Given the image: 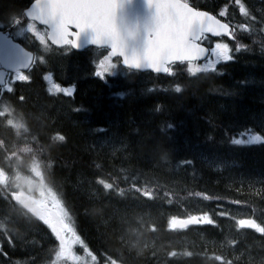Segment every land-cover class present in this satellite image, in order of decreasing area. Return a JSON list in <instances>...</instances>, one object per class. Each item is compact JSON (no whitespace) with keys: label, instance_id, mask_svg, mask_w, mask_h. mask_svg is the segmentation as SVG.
<instances>
[{"label":"trees","instance_id":"obj_1","mask_svg":"<svg viewBox=\"0 0 264 264\" xmlns=\"http://www.w3.org/2000/svg\"><path fill=\"white\" fill-rule=\"evenodd\" d=\"M7 2L0 0L2 5ZM260 22L254 27L264 29V20ZM246 39L241 42L251 50L220 65L219 72L190 76L183 65H178L177 75L165 79V89H150L149 83L138 85L135 78L122 83L127 87L115 81L106 88L97 79L87 78L89 65L80 55L65 59L70 68L60 67L59 60L53 62L78 81L75 100L54 99L40 89L37 111L31 112L32 106L30 112L49 116L51 122L38 125L39 130L33 132L36 138L16 141L2 153L22 169L37 162L45 182L71 210L78 259L69 264L217 263L223 248L208 245L215 236V242L230 243L226 245L229 253L222 255L224 261L237 264L239 258L232 255V239L225 230L231 227L246 235L244 246L241 237H234L235 249H243V253L238 251L244 254L240 260L264 264V250L251 252L259 241L264 248V232L260 230L264 228V144L240 147L229 143L230 137L246 129L264 131V52L259 43ZM253 39L259 41L261 37ZM177 85L180 92L175 91ZM81 117L82 121L77 120ZM169 124L174 127L168 128ZM53 131L60 132L58 136L65 140L50 139ZM107 133L113 137L109 143L93 142L96 136L103 138ZM6 190L13 193L15 184ZM232 202H239V206ZM141 205L145 209H140ZM224 209L232 216L217 215ZM201 212L209 213L211 220L199 217ZM245 212L257 219L258 232L239 227L238 220ZM0 214V264H54L63 246L59 250L57 246L50 248L48 242L46 245L43 229L28 222L31 213L23 205L0 195ZM214 232L210 239L208 233Z\"/></svg>","mask_w":264,"mask_h":264},{"label":"snow or ice","instance_id":"obj_2","mask_svg":"<svg viewBox=\"0 0 264 264\" xmlns=\"http://www.w3.org/2000/svg\"><path fill=\"white\" fill-rule=\"evenodd\" d=\"M125 2L126 0H34L24 13V21L12 16L11 26L17 28V31H7L8 35L0 36V66L8 73L6 77L0 75V99L14 95L17 83H31V71L35 65L45 62L46 56L43 53L51 51L52 46L64 50H79L82 46L81 36L86 32L91 34L89 45L103 47L107 52L95 66L94 75L101 80L114 75L118 63L128 70L150 69L168 75L176 74V65H183L190 76L215 72L221 63L233 61L236 54L250 50L248 45L241 42L239 33L247 34L249 39L260 35L261 39H253V43H259L261 51L264 52V29H254L256 17L245 7L242 0H234V3L238 6L240 15L248 21L251 20L252 24L234 25L228 19L227 4L213 15L200 10L190 0H146L148 7L155 10L148 26V37L142 52L135 49L130 52L128 40L133 33L118 23V12L125 7ZM4 27L5 25L0 24V30ZM25 31L31 34L37 47L43 49V53L34 54L17 42L16 37ZM225 37L232 42L231 45L222 42ZM113 58H116V62H113ZM200 61L203 63L198 64ZM42 79L48 85L46 91L49 95L74 97L75 84L62 87L53 80L51 72L43 75ZM175 91H181L179 85L175 87ZM19 98L24 99L22 95ZM173 127L168 125L170 129ZM60 140L64 141L65 137L60 136ZM229 143L240 147L264 144V131L246 129L230 137ZM185 163L190 164L191 161ZM104 187L110 188L111 185L104 184ZM204 198L211 199L208 195H204ZM62 207L65 214L71 216L67 205ZM217 215L229 214L218 212ZM198 216L207 221L211 220V215L207 212H201ZM53 221L56 231L60 232L57 243H63L64 249L57 260L76 262L78 257L74 249L78 244L72 226L67 220L57 221L55 215ZM53 226H49V230L55 238L56 231H53Z\"/></svg>","mask_w":264,"mask_h":264},{"label":"flooded vegetation","instance_id":"obj_3","mask_svg":"<svg viewBox=\"0 0 264 264\" xmlns=\"http://www.w3.org/2000/svg\"><path fill=\"white\" fill-rule=\"evenodd\" d=\"M32 3H34V0H8L6 4L3 5L0 4V24L5 25V27L2 30H0V33H4L5 35H8L9 33L7 31H11V32L17 31V28L11 26L12 16H15L16 18L24 21L25 20L24 13H26L27 9L32 5ZM261 9L264 13V1L261 4ZM37 26L43 29V27L40 26L39 24ZM24 27H26V23ZM0 36H4V35L0 34ZM16 40L18 43H20L21 45L25 46L26 48L34 52L42 50V48L37 47L34 38L31 36V34L27 33L26 31L22 32L20 36H17ZM0 68L3 69L2 66H0ZM57 73L58 75H60L61 73H63V71H60L59 68H57ZM87 78L96 79L97 77L93 74H88ZM101 83L104 84L103 82ZM78 84L79 83H77L76 88L78 87ZM15 89L16 92L14 95L6 96L3 98V100H7L11 102L17 100L19 101L20 104L24 106V108H26V104H27V108H26L27 111L25 112V115H27L26 113L30 115L31 113L30 107L33 106L32 103L34 102L35 97H39L38 94L41 92L40 89H42L43 92L46 93L45 92L46 85L44 83V80H42L40 76H34L31 83H17L15 85ZM32 93L33 95L35 94V97L33 99H31ZM21 95L24 97L23 100L19 98ZM39 215L44 220L48 221V216L50 215V213L48 211H41L39 212Z\"/></svg>","mask_w":264,"mask_h":264},{"label":"rangeland","instance_id":"obj_4","mask_svg":"<svg viewBox=\"0 0 264 264\" xmlns=\"http://www.w3.org/2000/svg\"><path fill=\"white\" fill-rule=\"evenodd\" d=\"M58 59H59L60 65H61L60 67L64 66V68H68V67L70 68V65L67 64L68 60L65 61V59H68V55L67 54H63V55L60 54ZM34 97H35V94L32 95V99ZM38 98L39 97H35L34 102L32 103L33 107H32V111L31 112L37 111V108L35 109V107H36V103L38 102ZM26 108H27V104H26ZM26 108H24V106L19 103L18 109L21 112L25 113L26 112ZM26 114L28 115V113H26ZM27 115H23L24 118H28L29 115L28 116ZM30 115H31L32 123L36 127L34 129H36V130L39 128L40 125H42L44 127L45 125H48L49 122H51V118H49V116H45L44 117L43 115H40V114L34 115L32 113H30ZM4 120H5L4 117L0 116V122H3ZM77 120L82 121L83 117H81V119H77ZM2 132L6 136L8 135V137H11L13 139L16 138V137H14L15 132H13L10 128L4 129V130H2ZM102 134H105V133L102 132ZM112 139H113V137H109L108 133H107L103 138L96 136L95 138H93V142L96 143V144H100L103 140H105V143H109V141L112 140ZM113 144H117V142L114 141ZM17 181L19 183V184H17L18 187H19L18 193L21 194L23 202H25V200L27 198H32L35 201V203H37L39 206H42L44 201L48 197L51 196V191H50L49 187L47 185H45V183L42 182V181H39V180H36V179H33V178L22 179V180L18 179ZM52 205L58 207L59 213L61 215L65 214L64 208L60 205L59 199L57 197L54 198V201L52 202ZM64 220H67L68 224L70 225V221L67 218H65ZM219 242H216V245L218 244L217 246L218 247H222V248L225 245L230 244L229 242H226V241H224V244H222L223 241H219ZM59 250H61V248ZM62 250H64V249H62Z\"/></svg>","mask_w":264,"mask_h":264},{"label":"water","instance_id":"obj_5","mask_svg":"<svg viewBox=\"0 0 264 264\" xmlns=\"http://www.w3.org/2000/svg\"><path fill=\"white\" fill-rule=\"evenodd\" d=\"M154 11V9L148 7L146 0H126L124 9L119 10L118 23L123 24L127 31L133 33L128 40L130 52L132 49L138 52L143 51L148 37V26ZM90 38L91 34L87 32L81 36V48L89 45ZM242 224L251 225L252 221L244 220Z\"/></svg>","mask_w":264,"mask_h":264},{"label":"bare ground","instance_id":"obj_6","mask_svg":"<svg viewBox=\"0 0 264 264\" xmlns=\"http://www.w3.org/2000/svg\"><path fill=\"white\" fill-rule=\"evenodd\" d=\"M257 23H258V22H257ZM260 23H261V22H260ZM250 24H251V23H250ZM257 25H258V24H257ZM262 25H263V24H262ZM262 25H261V26H262ZM259 26H260V25H259ZM253 27H254V25H253ZM256 27H257V26H256ZM262 27H263V26H262ZM254 28H255V27H254ZM257 28H260V27H257ZM261 29H262V28H261ZM257 36H260V35H257ZM247 37H248V36H247ZM243 38H244V37H243ZM248 39H249V38H248ZM248 39H246V40H248ZM252 40H253V38H252ZM244 41H245V40H244ZM245 42H246V41H245ZM251 42H253V41H251ZM251 42H250V43H251ZM243 43H244V42H243ZM247 43H248V42H247ZM252 44H254V43H252ZM252 46H253V45H252ZM252 46H251V47H252ZM255 46H256V45H255ZM253 47H254V46H253ZM253 49H254V48H252V50H253ZM256 49H257V48H256ZM258 49H259V48H258ZM250 50H251V49H250ZM245 52H248V51H245ZM245 52H244V53H245ZM254 52H255V50H254ZM256 52H257V51H256ZM241 53H242V52H241ZM251 53H253V52H251ZM248 54H250V52H249ZM253 54H254V53H253ZM256 54H257V53H256ZM236 55L238 56V54H236ZM258 55H259V54H258ZM260 55H261V54H260ZM260 55H259V56H260ZM263 55H264V54H263ZM240 56H241V55H240ZM243 56H244V55H243ZM259 56H258V57H259ZM261 56H262V55H261ZM238 58H239V57H238ZM235 59H237V58H235ZM241 59H242V58H241ZM244 59H245V57H244ZM244 59H243V60H244ZM249 59H250V58H249ZM258 59H259V58H258ZM261 59H262V58H261ZM255 60H256V59H255ZM245 61H246V60H245ZM245 61H244V62H245ZM258 61H259V60H258ZM240 62H241V61H240ZM237 63H239V62H237ZM244 64H246V63H244ZM244 64H242V65H244ZM240 65H241V64H240ZM245 66H246V65H245ZM243 67H244V66H243ZM34 135H36V134H34ZM65 135H66V134H65ZM41 140H43V139H41ZM39 141H40V140H39ZM42 143H43V142H42ZM45 144H46V143H45ZM48 146H49V145H48ZM50 147H51V145H50ZM230 162H231V161H230ZM161 164H164L163 166H168V164H165V163H161ZM213 167H214V166H213ZM167 168H168V167H167ZM217 168H218V167H217ZM214 169H215V167H214ZM163 170H164V168H163ZM164 173H165V172H164ZM164 173H163V174H164ZM157 174H161V172L158 171ZM163 174H161V175H163ZM210 175L214 176V174H210ZM217 175H218V174H217ZM217 175H216V176H217ZM260 175H261V174H260ZM218 176H219V175H218ZM258 176H259V175H258ZM262 176H263V175H262ZM243 177H246V176H243ZM247 177H249V176H247ZM251 177H252V176H251ZM255 177H256V176H255ZM211 178H212V177H211ZM219 178H220V176H219ZM247 179H248V178H247ZM247 179H246V180H247ZM251 179H253V178H251ZM256 179H257V177H256ZM259 179H260V177H259ZM205 180H206V179H205ZM243 180H244V179H243ZM257 180H258V179H257ZM260 180H261V179H260ZM102 181H103V180H102ZM241 181H242V180H241ZM263 181H264V180H263ZM263 181H262V182H263ZM103 182H104V181H103ZM251 182H252V181H251ZM253 182H254V180H253ZM256 182H257V181H256ZM259 183H260V182H259ZM246 184H247V181H246ZM248 184H250V183H248ZM260 184H261V183H260ZM262 185H263V184H262ZM254 186H255V185H254ZM263 186H264V185H263ZM95 187H96V186H95ZM222 187H223V186H222ZM222 187L220 186L219 188H222ZM247 187H248V186H247ZM247 187H245V188H247ZM260 187H261V186H260ZM215 188H216V187H215ZM255 188H256V186H255ZM262 188L264 189V187H262ZM243 189H244V187H243ZM222 190H223V189H222ZM257 190H258V187H257ZM220 191H221V190H220ZM99 193H100V192H99ZM241 196H242V195H241ZM245 196H246V195H245ZM247 196H248V195H247ZM247 196H246V197H247ZM248 197H249V196H248ZM248 197H247V199H249ZM251 200H252V198H251ZM251 200H250V202H251ZM253 200H254V199H253ZM242 201H243V200H242ZM260 201L262 202V200H260ZM247 202H248V201H247ZM228 203H229V202H228ZM251 203H252V202H251ZM253 203H254V202H253ZM253 203H252V204H253ZM255 203H256V202H255ZM263 203H264V202H263ZM257 204H259V203H257ZM228 205H229V204H228ZM237 205H238V203H237ZM248 205H249V204H248ZM259 205H260V204H259ZM261 205H262V204H261ZM233 206H234V205H233ZM233 206H232V207H233ZM238 206H239V205H238ZM249 206H250V205H249ZM252 206H253V205H252ZM255 206H256V205H255ZM225 207H226V206H225ZM229 207H230V206H229ZM242 207H243V205H242ZM246 207H248V206H246ZM250 207H251V206H250ZM256 207H257V206H256ZM141 208H142V209H145L144 205H141V206H140V209H141ZM262 208L264 209L263 206H262ZM232 209H233V208H232ZM244 209H245V205H244ZM253 209H254V208H252V210H253ZM263 209H262V210H263ZM225 210H226V209H224L223 212H224ZM229 210H230V208H229ZM229 210H228V211H229ZM233 210H234V209H233ZM238 210H239V209H238ZM240 211H241V210H240ZM244 211H246V210H243V212H244ZM256 211H257V209H256ZM20 212H21V211H20ZM226 212H227V211H226ZM226 212H225V213H226ZM232 212H233V211H232ZM232 212H230V213H232ZM259 212H260V210H259ZM262 212H263V211H262ZM21 213H22V212H21ZM227 213H229V212H227ZM245 213L247 214V212H245ZM253 213H254V212H252L251 214H253ZM232 214H233V213H232ZM246 214H245V215H246ZM254 214H256V213H254ZM260 214H261V213H260ZM0 215H1V214H0ZM229 215L232 216L231 214H229ZM229 215H228V216H229ZM248 215H249V214H248ZM258 215H259V214H258ZM20 216H21V214H20ZM234 216H235V214H234ZM243 216H244V215H243ZM250 216H251V215H250ZM262 216H264L263 213H262ZM262 216H261V217H262ZM22 217H25V216H22ZM22 217H21V218H22ZM241 217H242V215H241ZM256 217H258V216H256ZM259 217H260V216H259ZM235 218H236V217H235ZM237 219H238V218H237ZM258 219H259V218H258ZM16 220H18V219H16ZM21 220H22V219H21ZM234 220H235V219H234ZM7 221H9V219H8ZM19 221H20V220H19ZM24 221H25V220H24ZM171 221H172V219H171ZM176 221H177V220H176ZM176 221H175V222H176ZM178 221H180V220H178ZM227 221H228V220H227ZM230 221H231V220H230ZM259 221H260V219H259ZM4 222H5V221H4ZM4 222H2V223H4ZM16 222H17V221H16ZM180 222H181V221H180ZM193 222H194V224H195V221H193ZM261 222H262V221H261ZM10 223H12V222H10ZM17 223H18V222H17ZM170 223H171V222H170ZM200 223H201V222H200ZM200 223H197V224L199 225ZM232 223H233V222H232ZM7 224H8V223H7ZM234 224H235V223H234ZM1 225H4V224H1ZM17 225H18V224H17ZM26 225H28V224H26ZM181 225H183V224L181 223ZM200 225H202V223H201ZM229 225H230V224H229ZM258 225H259V224H258ZM4 226L6 227V225H4ZM12 226H13V225H12ZM28 226H29V225H28ZM175 226H176V225H175ZM184 226H185V225H184ZM210 226H211V225H210ZM231 226H232V225H231ZM233 226H234V225H233ZM235 226L237 227V225H235ZM261 226H262V225H261ZM15 227H16V226H15ZM26 227H27V226H26ZM176 227H177V226H176ZM197 227H198V226H197ZM226 227H227V226H226ZM229 227H230V226H229ZM263 227H264V226H263ZM18 228H19V227H18ZM18 228H17V229H18ZM24 228H25V227H24ZM28 228H29V227H28ZM180 228H181V227H180ZM188 228H189V226H188ZM214 228H215V227H214ZM7 229H8V228H7ZM26 229H27V228H26ZM178 229H179V228H178ZM186 229H187V228H186ZM235 229H236V228H233V229H232V227L230 228V231H228V229H225L227 235L229 236L228 238L231 237V239H232V240H231V244H232V246L234 247V251L231 252V253H232V255L235 257V259H238V258H239V259L237 260V262H236L237 264H247V260H246V259H245V260H240V259L244 258V254H242V253H243V249H239V250H238V249H235V246H236V245H235V243H234V237H235V236L237 237V235H238V238H239V237L242 238V239H240V240H241L242 245L244 246L243 241H244V238L246 237V235L242 234V232H241V233H238V230L236 231ZM239 229H240V228H239ZM263 229H264V228H263ZM263 229H260V230H261L262 232H264ZM11 230H13V229H11ZM14 230H15V229H14ZM14 230H13V231H14ZM27 230H28V229H27ZM179 230H180V229H179ZM3 231L5 232L6 230L3 229ZM22 231H23V230H22ZM177 231H178V230H177ZM180 231H181V230H180ZM180 231H179V232H180ZM255 231H257V230H255ZM261 231H260V233H262ZM8 232H9V231H8ZM129 232H130V231H129ZM131 232H132V231H131ZM182 232H183V231H182ZM184 232H185V231H184ZM204 232H206V231L204 230ZM224 232H225V231H224ZM248 232H249V231H248ZM257 232H258V231H257ZM12 233H13V232H12ZM180 233H181V232H180ZM180 233H179V234H180ZM232 233H234L235 235H232ZM243 233H245V232H243ZM252 233H253V232H252ZM254 233H255V232H254ZM4 234H5V233H4ZM206 234H207V233H206ZM215 234H216L215 232H214L213 234L208 233V237H209L210 235H211V236H214ZM250 234H251V232H250ZM10 235H11V233H10ZM217 235H218V234H217ZM255 235H256V233H255ZM255 235H254V237H255ZM202 236H203V235H202ZM252 236H253V235H252ZM261 236H262V235H261ZM11 237H12V236H11ZM200 237H201V235H200ZM204 237H206V236H203V238H204ZM218 237H219V236H218ZM218 237H217V238H218ZM225 237H226V236H225ZM247 237H249V236L247 235ZM254 237H253V238H254ZM209 238H210V237H209ZM211 238H212V241H211L212 244H208V245H211L212 247H216V242H215V238H216V236H215V238H214V237H211ZM211 238H210V239H211ZM219 238H220V237H219ZM223 238H224V237H223ZM257 238H258V237H257ZM257 238H256V240H257ZM262 238H263V236L261 237V239H260V238H258V239L262 240ZM10 239H11V238H10ZM10 239H9V240H10ZM205 239H206V238H205ZM205 239H204V240H205ZM249 239H250V238H249ZM217 240H218V239H217ZM256 240H255V242H256ZM201 241H202V240H201ZM229 241H230V240H229ZM237 241H238V240H237ZM263 241H264V240H262V242H263ZM207 242H208V241H207ZM218 242H219V241H218ZM255 242H254V243H255ZM181 243H182V242H181ZM184 243H185V242H184ZM184 243H182V244H184ZM186 243H187V242H186ZM204 243H205V242H204ZM204 243H203V241H202L201 244H204ZM219 243H220V242H219ZM236 243H237V242H236ZM259 243H260V241L258 242V244L256 243L255 246L252 245V247H251V252H252V251H257V250H259V251L264 250V248H262V247L260 246ZM44 244H45V243H44ZM188 244H189V243H188ZM222 244H224V241L222 242ZM261 244H263V243H261ZM41 245H42V244H41ZM46 245H47V242H46ZM186 245H187V244H186ZM204 245H205V244H204ZM263 245H264V244H263ZM36 246H37V245H36ZM39 246H40V245H39ZM42 246H43V245H42ZM189 246H191V245H189ZM223 246H224V245H223ZM44 247H45V246H44ZM47 247H48V246H47ZM194 247H195V245H194ZM239 247H241V246H239ZM245 247H246V246H245ZM15 248H16V247H15ZM42 248H43V247H42ZM53 248H54V247H53ZM210 248H211V247H210ZM221 248H222V247H221ZM236 248H237V247H236ZM20 249H21V248H19V250H20ZM212 249H213V248H212ZM21 250H22V249H21ZM32 250H33V248H32ZM34 250H35V249H34ZM37 250H39L38 247H37ZM208 250H209V249H208ZM16 251H17V250H16ZM27 251H29V250H27ZM27 251H26V252H27ZM35 251H36V250H35ZM46 251H47V250H46ZM48 251H49V250H48ZM51 251H52V250H51ZM219 251H221V250H219ZM238 251H240V252H242V253H240V252H238ZM259 251H258V252H259ZM4 252H5V251H4ZM21 252H23V251H21ZM26 252H25V253H26ZM40 252H41V251H40ZM222 252H223V253H229V250L227 249L226 245L223 247ZM237 252L239 253V254H238L239 256L236 255ZM5 253H6V252H5ZM27 253H28V252H27ZM49 253H51V252H49ZM211 253H212V252H211ZM211 253H210V254H211ZM213 253H214V252H213ZM213 253H212V254H213ZM254 253H256V252H253L252 254L254 255ZM263 253H264V252H263ZM6 254H7V253H6ZM43 254H44V253H43ZM260 254H261V253H259L258 255H260ZM3 255H4V253H3ZM263 255H264V254H263ZM263 255H262V256H263ZM7 256H8V254H7ZM7 256L5 255V257H7ZM29 256H30V254H29ZM256 256H257V255H256ZM38 257H39V255H38ZM257 257H258V256H257ZM257 257H256V258H257ZM1 258H2V257H1ZM8 258H9V256H8ZM23 258H26V257H23ZM36 258H37V257H36ZM50 258H51V257H50ZM250 258H252V257H250ZM253 258H254V257H253ZM6 259H7V258H6ZM6 259H5V260H6ZM26 259H27V258H26ZM29 259H30V257H29ZM257 259H258V258H257ZM257 259H256V260H257ZM262 259H263V258H262ZM2 260H3V259H2ZM31 260H32V259H31ZM31 260H30V261H31ZM53 260H54V259H53ZM0 261H1V260H0ZM3 261H4V260H3ZM24 261H25V260H24ZM24 261H23V262H24ZM209 261H210V264H219V263H215L214 260H213L214 262H213L212 260H209ZM257 261H258V260H257ZM25 262H26V261H25ZM52 262H53V261H52ZM228 263L230 264V262H228ZM233 263H235V261H234ZM233 263H232V264H233ZM258 263H259V262H258ZM21 264H22V262H21ZM35 264H36V263H35ZM222 264H223V263H222ZM251 264H253V262H251ZM254 264H257V263H254Z\"/></svg>","mask_w":264,"mask_h":264}]
</instances>
